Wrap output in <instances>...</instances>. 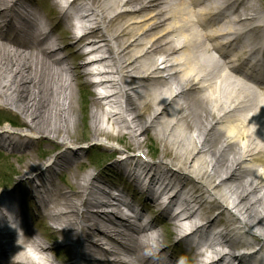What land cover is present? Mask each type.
Here are the masks:
<instances>
[{
  "label": "bare ground",
  "instance_id": "bare-ground-1",
  "mask_svg": "<svg viewBox=\"0 0 264 264\" xmlns=\"http://www.w3.org/2000/svg\"><path fill=\"white\" fill-rule=\"evenodd\" d=\"M50 2L42 19L34 0H0V107L23 118V128L0 127V147L22 160L18 185L0 193V205L15 203L22 228L0 226V264H60L53 244L32 229L25 197L36 220L51 222L69 264H264V7L256 0ZM80 76L96 93L91 137L82 143L74 135ZM142 134L160 140L157 161L145 158ZM119 135L137 152L109 158L111 166L147 207L135 200V208L125 189L113 194L97 173L77 172L85 147L114 148L108 140ZM35 136L62 149L38 161ZM66 172L70 183L62 181ZM170 237L185 251L167 254Z\"/></svg>",
  "mask_w": 264,
  "mask_h": 264
},
{
  "label": "rangeland",
  "instance_id": "rangeland-1",
  "mask_svg": "<svg viewBox=\"0 0 264 264\" xmlns=\"http://www.w3.org/2000/svg\"><path fill=\"white\" fill-rule=\"evenodd\" d=\"M46 2V0L40 1V0H34V4L36 5L35 8L37 11L39 10L40 16L44 18V15L41 11V8L45 10L41 5L42 3ZM49 1V2H48ZM257 3L264 7V0H256ZM47 5L51 4L53 5L50 0H47ZM46 4V3H44ZM57 21H54L56 24ZM55 33L54 36H57V34L62 30V24H58L55 27ZM71 40H69L67 43H70ZM64 54V51L56 54L55 56H61ZM85 57L78 60V62H81ZM78 82H75V109H76V117L78 119L77 123V129L74 132L75 137H81L77 142L89 140L91 137V131H90V122H89V114L91 110V100L96 96L95 89L93 84L90 81V78L86 77H78ZM23 118L20 113H17L15 111H12L9 107H0V127L4 124L11 123V126L15 128H23ZM139 141H141L142 144V150L146 154V159L149 161H157V158L160 156L161 152V142L160 140H157L155 136L150 135L147 136L145 134H142L137 137ZM35 144L33 145L35 147L34 154H40L38 157V161L46 159L48 156L55 154L59 150L62 149V146L60 144H57L54 140H50L49 138L45 136H35L34 137ZM110 145H112L114 148H106L99 144L91 143L89 147H85L84 151L80 154V162L82 161V165L78 168V173H86L89 171H92L93 173H97L98 176L104 177L108 180L110 183L109 185H114L115 189H125L124 192L127 194V198L133 200V205H135L136 208V202L135 200L142 202V204H145L144 206L147 207L150 205V202L145 200L144 196H142L139 192L136 191L134 186H131L130 183L121 177L120 173H118L112 166L111 161L109 158L112 157L115 158V156H120L121 154H124L126 152H135L136 149L130 146L129 140L127 138V135H119L115 136L113 138L110 137L108 140ZM82 143V142H81ZM137 152V151H136ZM135 152V153H136ZM22 163V160L19 159L16 154H12L9 149H3L0 147V193L3 189H9L12 186L16 187L18 185L17 178L20 175L21 168L19 167ZM256 165V163H251ZM56 168V167H55ZM245 167L243 164L240 165V169L243 170ZM57 171V168H56ZM60 175L56 176L55 179L59 182ZM66 180L69 182V175L68 173H64L62 176V181ZM98 181V179H95ZM38 180L34 179L32 180V183L36 182ZM61 181V182H62ZM97 181H93L95 184H100L101 186L107 187L110 189V187L105 186L102 183H98ZM37 183V182H36ZM214 183H217L215 181ZM26 186V182L24 183ZM71 185V184H70ZM225 187V186H224ZM223 187V188H224ZM75 188L72 185V189ZM114 189V190H115ZM63 191H68L69 189L63 186ZM111 192L116 193L118 191H112ZM204 200L206 202H209L212 197L209 193H205L203 195ZM144 202V203H143ZM138 206V205H137ZM30 207H32V210L29 211V219L33 216L31 220L32 229H36L35 231L37 233H40V236H43L48 240V243L53 244V250L54 254L57 257L60 264H69V256L68 251L64 244L57 245L55 242L57 238L53 237V229L51 228V222L49 220H40L37 219V215L39 214L37 207L35 204H30ZM140 207V206H139ZM144 207V208H145ZM28 208V207H27ZM26 210V208H23ZM176 209V208H175ZM217 209L213 210L212 213H216ZM28 218V217H27ZM40 220V221H39ZM157 220H159V226L164 227V219L161 216H157ZM186 224V223H185ZM247 239L250 240V236H246ZM170 249L167 250V254H174L179 255V252L185 251V248H183L181 244V248H176V240L175 237H170L168 239ZM181 249V251H179ZM234 249L242 250L244 252H248L250 249L246 247H236ZM264 253V251H263ZM182 254L180 256V259L182 258ZM178 258V257H177ZM183 259V258H182ZM180 262V261H179Z\"/></svg>",
  "mask_w": 264,
  "mask_h": 264
}]
</instances>
